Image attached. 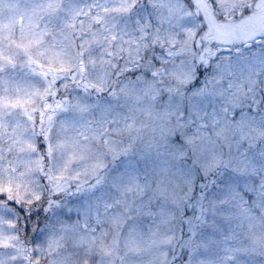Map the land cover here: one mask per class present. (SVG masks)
<instances>
[{
    "label": "snow or ice",
    "instance_id": "6c2138e0",
    "mask_svg": "<svg viewBox=\"0 0 264 264\" xmlns=\"http://www.w3.org/2000/svg\"><path fill=\"white\" fill-rule=\"evenodd\" d=\"M0 264H264V0H0Z\"/></svg>",
    "mask_w": 264,
    "mask_h": 264
}]
</instances>
